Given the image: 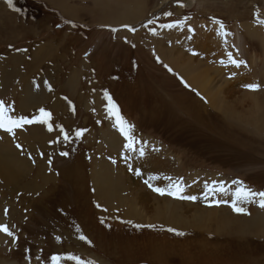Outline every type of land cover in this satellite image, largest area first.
<instances>
[{"label":"rangeland","instance_id":"obj_1","mask_svg":"<svg viewBox=\"0 0 264 264\" xmlns=\"http://www.w3.org/2000/svg\"><path fill=\"white\" fill-rule=\"evenodd\" d=\"M63 5L70 9L66 14L62 13ZM257 11L259 18L264 19V0H13V7L7 0H0V100L14 107V115L28 118L44 108L52 113L53 131L62 124L70 134L67 142L59 131L51 135L54 138L41 136L34 142L40 147L52 144L59 151L52 167L44 169L36 163L33 169L30 161L23 164L28 176L16 179V183L0 181V215L5 216L1 223H7L18 236L15 243L9 237L0 241V264H28L26 256L31 258V264H51L52 255L67 254L95 264H264V226L255 233L247 230L243 234L247 228H243L245 221L242 225L239 220L238 225L243 228L240 235L216 229V220L223 214L245 216L230 207L237 187L233 180L243 181L255 192L264 191V132L260 135L257 131L264 124V26L256 23ZM168 12L172 13L170 17L165 15ZM114 13H133L135 18L123 22L103 19ZM188 17L183 28L159 27ZM213 19L222 21L230 35L221 37ZM150 20L154 23L149 24ZM129 27L135 31H129ZM189 27L194 32H189ZM153 29L156 35L152 34ZM248 30L254 37L248 35ZM46 47L52 52L39 55L38 50ZM158 49L163 51L161 56ZM228 52L248 66L228 64ZM34 54L41 60L32 69L29 65ZM222 60L225 64L220 63ZM10 61L16 63L8 66ZM181 65L195 68L194 74L209 69L212 83L200 92L194 83H187ZM5 70L15 72L17 78L27 75L33 93L22 91L20 79L6 81ZM230 75L239 78L229 81ZM72 77L76 83L72 86L74 94H70L69 87L65 90ZM249 84L259 85V90L251 92L246 87ZM105 91L125 120L134 126L133 133L147 137L144 140L150 145L149 151L143 157L138 151L132 156V162L140 167H135L141 172L139 176H128L131 173L127 175L126 167L121 165L116 169L109 165L91 169L86 159L88 150L82 146L84 140L75 136L77 130H98L93 111H97L102 100L107 105ZM24 97L40 99L34 108L27 109L21 106ZM71 98H76L80 106ZM65 102L75 106L71 119ZM55 104L58 109L64 107L62 114L54 111ZM111 123H107L104 137L111 152H117L115 149L123 141L110 130ZM29 126H25V133L16 132L22 147L25 143L21 139H30L33 132ZM36 126L47 131L43 125H35V129ZM9 138L13 136L0 131V143L25 156L28 148L20 153ZM156 151L161 154L159 157ZM61 152L68 155L62 157ZM153 163L160 164L156 174L161 178L150 181L154 187L167 188L170 181L166 178L171 177L172 181H183V195L197 197L195 201H183L167 196L170 202L164 195L170 205L182 203L190 207L183 210V221H175L177 226L169 225L174 223L164 218L153 220L151 206L141 217L131 211V221L123 220L127 205L115 203L116 198L132 199L141 194V189L152 192L142 183L151 176L148 170ZM46 171L50 173L47 175ZM143 171L146 172L142 174ZM45 172L52 179L41 175ZM114 177L119 180L116 182ZM137 183L142 185L140 189ZM214 183H224L230 189L228 195L210 194L208 201H202L205 191L191 188ZM34 185L38 188L32 189ZM2 187L15 193L26 192L21 199L13 197L18 203L10 214L3 207L10 203H4ZM44 193H50L48 199ZM101 194L105 199L98 198ZM32 196L33 200L29 199ZM214 200L228 203L215 206ZM192 203L203 205L194 210ZM245 203L240 202L239 206L245 208L248 217L255 211L264 214L258 202ZM108 204L110 207L106 208ZM191 210L209 211L213 221L197 220ZM168 228L184 235L170 233ZM80 235L91 244L81 241ZM56 237H60L59 242Z\"/></svg>","mask_w":264,"mask_h":264},{"label":"bare ground","instance_id":"obj_2","mask_svg":"<svg viewBox=\"0 0 264 264\" xmlns=\"http://www.w3.org/2000/svg\"><path fill=\"white\" fill-rule=\"evenodd\" d=\"M59 2H61V0H58ZM69 1V0H68ZM97 3H99V2H97ZM105 3V2H104ZM62 4H65V3H63L62 2ZM94 4H96V3H94ZM100 4V3H99ZM98 5V4H97ZM113 9V8H112ZM61 10H62V13L63 14H66V12H68L70 9H67V7H66V5H63V7L61 8ZM102 18V17H101ZM133 18H135V16H134V14L133 13H130L129 15H127V16H125V15H122V14H116V13H114V14H112V15H107V17H103V19L104 20H113V21H116V22H123L124 20H131V19H133ZM247 28V27H246ZM245 28V29H246ZM248 29V28H247ZM246 29V30H247ZM251 30V29H250ZM256 31V30H255ZM257 32V31H256ZM248 35L249 36H252L253 35V32L251 33L249 30H248ZM256 36H258L257 34H256ZM253 37H254V35H253ZM252 38V37H251ZM263 40H264V38H263ZM260 42H262L261 40H260ZM261 44H264V43H261ZM162 48V47H161ZM165 50V49H164ZM44 52L45 53H49V52H52L51 51V49L50 48H48V47H46V48H41V49H39L38 50V54L39 55H44ZM36 53V52H35ZM157 54L159 55V56H161L162 54H163V51H162V49H158L157 50ZM164 54L165 55H167V54H169V50H166V51H164ZM38 55V56H39ZM35 56V54L33 55V63H31L30 65H29V67H31L32 69H34L36 66H37V64L38 63H40L39 61L41 60V57H34ZM51 62V61H50ZM13 63H16V62H12V61H10V64L8 65V66H10L11 64H13ZM195 64H196V62H195ZM14 66V65H13ZM182 66V65H181ZM203 66V65H202ZM2 68V67H1ZM6 68H8L7 67V65H6ZM201 68V67H200ZM11 69H12V67H11ZM195 68H192V67H190V68H185L184 66H182V70L184 71L183 72V74L185 75V77H186V75H187V83H190L191 84V86H193V83H194V85L195 86H193V87H196V88H198L199 89V91L200 92H203L204 90H206L207 88L206 87H209L210 86V84L212 83V81L210 80V78H209V76H208V74H209V72H208V70L209 69H206V70H204V68L202 69V70H198V73L197 74H194L193 73V70H194ZM2 71H3V69H2ZM30 71H31V69L28 71L29 72V74H30ZM8 72H11L13 75H12V79H10V74L11 73H7V71L5 70V73H4V75H3V78H5V80L7 81L8 80V82H14V80H16L17 81V79L19 80H21V82L23 83V85L21 86V88H22V91L24 92V93H28V94H32L33 92H32V90L30 89V87H29V79H28V76L27 75H19V78H17L18 77V75L15 73V72H13V71H9L8 70ZM51 83V82H50ZM24 84H25V87H23L24 86ZM51 85V84H50ZM76 86V83H75V81H74V77H72V79L71 80H69V82L66 84V91L68 90V87L70 88L69 89V91H70V94H74V90L72 89V86ZM214 89H216V87L214 88ZM31 92V93H30ZM73 92V93H72ZM264 93V92H263ZM44 94V93H43ZM44 96V95H43ZM208 96V95H207ZM42 97V96H41ZM50 97V96H49ZM258 97V96H257ZM213 98V97H212ZM37 99L39 100L40 98H38L37 97ZM37 99H35V98H32V97H30V98H28L27 100L25 99V97L22 99V103H21V106L22 107H25V106H27L26 108L27 109H29V108H34L35 107V105H36V102H37ZM68 99V98H67ZM215 99V98H214ZM254 99H256L255 97H254ZM51 100V99H50ZM210 100V99H209ZM41 101V100H40ZM211 101V100H210ZM42 102V101H41ZM64 102V101H63ZM212 102H213V100H212ZM211 103V102H210ZM254 103V102H253ZM252 103V104H253ZM53 104V103H52ZM214 104V103H213ZM231 104V103H230ZM52 106V105H51ZM65 108H67V106H66V104H65ZM53 109H54V111L56 112V111H58L59 110V112L61 113L63 110H61V109H58L57 108V104H55V106L53 107ZM68 109V108H67ZM242 109V108H241ZM65 110V109H64ZM55 114V113H54ZM62 114V113H61ZM55 116V115H54ZM60 120V119H59ZM250 124L251 125H253V122H250ZM62 125V124H61ZM255 125H256V121H255ZM259 125H260V123H259ZM29 128L30 129H32L33 130V132H32V134H31V137H30V139H28V138H26V137H23L21 140L23 141V143H25V146L28 148V152L30 153L31 152V154H33L35 151V145H33L34 144V142L35 141H37V140H41L42 138H41V136H43V137H46V138H52L53 136H51L52 134L54 135V132H57L56 130L54 131V132H51V133H49V132H47V131H45L44 132V130H43V128L42 127H40V126H36V129H35V125H31V126H29ZM257 131H258V134H260L261 135V133L262 132H264V124H261L259 127H258V129H257ZM54 138V137H53ZM33 142V143H32ZM61 144V143H60ZM155 153H157V157H159L161 154H159V152H155ZM35 154V153H34ZM32 157V156H31ZM159 159V158H158ZM30 161H28L27 159H26V155L25 156H21L19 153H16L14 150H12V148L9 146V145H6V144H4V143H0V181L2 182V183H4V182H8V181H15V183H16V179H20V177H23V176H28L29 175V173H28V171H26L27 169H25V166L23 165V164H27V163H29ZM44 162H42V166H44V164H43ZM152 163V162H151ZM30 165V164H29ZM158 165H160V164H158V163H153L152 165H151V167L150 168H152V169H150L149 168V175H151V176H157V177H159L156 173H157V170H158ZM29 168V167H28ZM42 168H44L45 169V167H42ZM166 168H168V166L165 164V166H164V169H166ZM32 170V169H31ZM147 171V170H146ZM145 171V172H146ZM144 171H143V173L142 174H144L145 173ZM165 172H166V170H165ZM43 177H45V178H48V179H52V177L49 175V176H46L45 174L43 175V174H41ZM36 177V176H35ZM160 178V177H159ZM161 179V178H160ZM46 180V179H45ZM164 181V180H163ZM162 181V182H163ZM18 182V181H17ZM164 183H168L167 181L165 182L164 181ZM18 184V183H17ZM138 184V186H139V189H140V187L142 186V185H144L145 186V182L144 183H142V185L140 184V183H137ZM206 185V184H205ZM205 185L203 186V185H195V186H193V187H191V188H194V190L195 191H200V190H204L205 191V193H206V188H205ZM166 186H168V185H166ZM162 187V186H161ZM13 188V187H12ZM36 188H38V186L37 185H34L33 187H32V189H36ZM145 188V187H144ZM166 188V187H165ZM190 188V189H191ZM5 189V188H4ZM11 190V189H10ZM145 190H146V188H145ZM144 190H142L141 189V194H138L137 196H133V198L132 199H129V198H123V199H121V198H116V200H115V203L116 204H119V205H127V209H126V217L125 218H123L122 217V219L123 220H125V219H128V221H131L130 219H131V217H130V214H131V211L134 213V214H137V216L138 217H141L142 216V214H143V212H144V210L146 209V208H149V206H151L150 208L153 210V211H151V212H153L154 214H155V217H153V220H157V219H160V218H164V219H167L168 221H172L174 224H171V222H170V224L169 225H175V226H177L176 225V223H175V221H179V222H181V221H183L182 220V212H185V211H183V210H185V209H188V208H190V207H188V205H187V202H186V205L187 206H185V204H184V206L182 205V203L181 204H176L175 202L176 201H174V203L176 204V205H170V203H169V201L171 200V198L170 197H167L168 195H165L167 198H169V201H167L166 199H164L163 197H165V196H161V195H159L158 193H156V192H151V191H149V192H145ZM186 193V192H185ZM192 195V194H191ZM231 196V195H230ZM232 197V196H231ZM98 198H100V199H105V195L104 194H101V195H99L98 196ZM115 198V197H114ZM173 198V197H172ZM174 199V198H173ZM175 200V199H174ZM173 201V200H172ZM180 201V200H179ZM184 201V200H183ZM182 201V202H183ZM202 201H205L204 200V198H202ZM171 202V201H170ZM231 202V201H230ZM229 202V203H230ZM136 203V204H135ZM173 203V204H174ZM178 203V202H177ZM197 203V202H196ZM203 203V202H202ZM243 204H247V203H245V202H242ZM165 204H166V206H165ZM193 205H194V210H195V208L197 209V207H200L201 205H203V204H194V203H192ZM189 205H190V203H189ZM191 206V205H190ZM196 206V207H195ZM107 207H110V204H108L107 206H106V208ZM167 207H172V209L171 210H169V208H167ZM193 207V206H192ZM149 210V209H148ZM194 210H191V211H193L194 212ZM205 210V209H204ZM200 211V210H199ZM211 211H213L214 213L216 212V210H213V209H211ZM223 211V210H222ZM0 212H1V204H0ZM212 212V213H213ZM228 212V211H227ZM194 213H196V215H195V218L197 219V220H199V219H201V220H207L206 222H210L211 220L213 221V219H212V214H210V212L209 211H202V212H194ZM237 214V213H236ZM242 216V215H241ZM240 215H238L236 218H235V216L234 215H232L231 213H229V215L226 213V214H223V215H221L220 217H219V219H217L216 220V229H220V231H228V233L229 234H233V235H240V230H242L244 227L245 228H247V229H245V230H242V232H243V234L245 233V231H249V232H247V233H255V231H259V230H261L262 229V226H264V214H262V213H258L257 211H255V212H253V214H250L249 215V217H248V214L246 215L245 214V216H242L241 217ZM5 219V216L4 215H0V223L1 222H3V220ZM200 220V221H201ZM239 220H240V223H242V225H244L245 224V226H243V228L242 227H239V225H238V223H239ZM140 221V220H139ZM243 221H245L244 222V224H243ZM141 222V221H140ZM155 222V221H154ZM178 224V223H177ZM182 224V223H181ZM184 224V223H183ZM209 224V223H208ZM213 224V223H212ZM227 226V227H226ZM201 227V226H200ZM208 227H211V226H208ZM214 227H215V225H214ZM229 227V228H228ZM241 232V233H242ZM257 233V232H256ZM246 234V233H245ZM263 234V233H262ZM256 235V234H255ZM2 240V235L0 234V241Z\"/></svg>","mask_w":264,"mask_h":264},{"label":"snow or ice","instance_id":"obj_3","mask_svg":"<svg viewBox=\"0 0 264 264\" xmlns=\"http://www.w3.org/2000/svg\"><path fill=\"white\" fill-rule=\"evenodd\" d=\"M7 3L9 7H13V0H7ZM183 6V5H181ZM15 10V9H14ZM166 16H171L172 13L168 12L165 13ZM256 23L260 26H264V19H260V13L257 11L256 12ZM190 19V17L185 18L184 20L176 21L173 23H168V24H161L159 25L160 28H167V29H173V28H183L184 24L186 23V20ZM149 24L154 23V21L150 20L148 21ZM213 23L219 25V35L221 37H227L230 35V33L226 32L225 26L222 21L213 19ZM75 27V25H73ZM127 27V26H126ZM147 27V25H145ZM129 31L134 32L135 29L129 27ZM111 31L116 32L117 29H111ZM189 32H194V29L191 27L188 28ZM152 34L156 35V31L153 29ZM190 38V37H189ZM225 43L227 41L225 40ZM26 51V50H25ZM159 61V58H157ZM221 64H225V61H220ZM227 63L232 64L235 67L239 68L241 65L244 67H247V63L243 60H237L233 57V54L231 52L227 53ZM171 71V69H169ZM183 83V81H182ZM187 87L188 85L185 84ZM250 91H257L259 90V85L257 84H249L246 86ZM49 91H51V87L49 86ZM104 99L107 101V113L109 118H114L115 122V127L118 129L120 134L123 136L124 140L126 143L124 144V148L128 152H137L139 153L140 157H143L145 155V150L144 146H140L137 148V144L139 143L135 136L132 134L134 130V126L129 124L125 118L121 115L120 110L116 103L113 101L112 97L109 95L108 92H104ZM71 106V105H70ZM73 112L75 111V108L72 107ZM14 107L11 105H6V103L3 100H0V131L6 132L13 137L16 136L17 130H24L25 126L27 125H43L47 128V131L49 133L53 132L54 126L52 122V113L50 111L45 110L44 108H40L39 114L34 115L31 118H28L23 115H14ZM56 128L59 130V134L63 136L64 141L69 140V133L65 131V128L61 125H56ZM83 135V130H77L75 132L76 138H80ZM53 143H57L58 141H52ZM17 147L20 148L21 146L17 144ZM156 150V149H154ZM61 156H67V152H61ZM127 159V157H126ZM49 164H51V160L48 161ZM135 174L137 176L141 175V172L139 170H136ZM159 179L157 176H149L148 179H146L144 182L145 184L148 185L149 188L152 189V191L158 193L161 196L168 195L176 199H183V200H191L195 201L197 199L196 196H185L183 195L184 192V187H183V181H172L171 177H167L170 181L169 186L167 188H162V187H154L150 181ZM232 184L237 185L235 190L232 192V202L230 204V207L232 210L238 214H247L245 208L240 207L239 203L240 202H248V203H253V202H258L259 207L264 209V191L260 192H255L252 189L248 188L247 186L244 185V182L241 180H233ZM206 188V193L204 195V200L208 201L209 200V195L211 194L212 196H215L217 193L223 194V195H228L230 189L225 186L224 183H220L218 186L214 183L213 185H205ZM258 198V200H257ZM215 206H219L221 203H228L227 201H222V200H214L213 201ZM99 207V205H97ZM5 215H7V209L5 210ZM103 223V220L101 221ZM137 228L144 227L143 225H135ZM148 227H153L152 225H149ZM79 232L80 230L77 229ZM168 232L174 233L177 236H183L184 233L177 231L174 228H168ZM0 233H3L6 237L11 238L12 242L15 243L18 240L17 234L9 227L7 223H0ZM57 241L59 242L60 237H56ZM79 239L81 241H85L86 243L91 244V241L87 239L84 235H80ZM27 251V250H26ZM26 259L28 260V264H31V258L29 256H26ZM39 259V257H37ZM62 261H72L74 264H95V261L92 260H83L81 259L80 256L78 255H73V254H67V255H52L51 256V264H61Z\"/></svg>","mask_w":264,"mask_h":264},{"label":"crops","instance_id":"obj_4","mask_svg":"<svg viewBox=\"0 0 264 264\" xmlns=\"http://www.w3.org/2000/svg\"><path fill=\"white\" fill-rule=\"evenodd\" d=\"M184 49H186V48H184ZM232 78H239V76L238 75H230L229 76V81H231ZM242 88L245 89L244 86H242ZM251 92H254V91H251ZM83 97H85V96H83ZM74 99L76 100V105L80 106V104L78 103L77 99L76 98H74ZM74 99L71 98V100L75 103ZM97 99L99 100V98H97ZM100 100H101V98H100ZM65 104L68 105L70 110H71V112L68 110V113H67L68 117H69V114H70L69 119H71V118H73L74 113L76 112V110L74 112L72 110V107H75V106L71 102H65ZM99 104H100V106L98 107L97 111H93V114L96 115V116H94L93 123L96 125L95 127L98 130L86 129V130L83 131V135L80 137V139L82 141L84 140V143L82 144V146L85 148V150H88V154H87V157H86L87 163L89 164V166H91L90 167L91 169L92 168L96 169L98 167H108V165L110 167H113L114 169H116L118 165H121L122 167H126V174L127 175H128V172L131 173V175H128V176H136L135 171L137 169H135V167L136 168H140V167L135 165L132 162V156L135 157L134 154H133L134 152H128V151L125 150L124 144L126 143V141L124 140L123 136L120 134L118 129L114 126L115 125L114 118H109L108 117L107 105L103 102V100L101 101V103L99 102ZM102 105H103V107H102ZM85 107H87V105ZM85 107L84 108L80 107V108H82V110L85 111L86 110ZM62 110H63L62 111V113H63L64 112V107L62 108ZM101 110H104L105 112H102ZM122 116L124 117L123 114H122ZM85 122H86V120H85ZM108 122L109 123L112 122L110 124V130L113 131L114 134H116L123 141L122 144L120 145V148L117 147L115 149V150H117V152H111L110 147H109V145H107L105 137H104V134H105L104 132L108 131V124H107ZM55 130L59 131L58 128L55 129ZM19 131L20 132H24V133L26 132L25 130H19ZM132 134L135 136V138L139 142L137 144V148H139L140 146H144L145 152H146L147 149L149 151L150 145H149L148 141L144 140V138H147V137L144 136V135H142L140 137V136H137L135 133H132ZM16 136H17V134H16ZM16 136L13 137V138H9V139L12 141L14 149L18 150L20 153H23V150L26 149V146L22 147L17 142ZM69 136H70V134H69ZM17 144H19L21 147L18 148ZM35 146H36V148H37V146L40 147L39 145H35ZM58 152L59 151L52 144L48 145V147L46 145L45 146L42 145L40 147V149L37 148V150L34 152L35 154L34 153L31 154V152L30 153L26 152V159L31 161L30 164L32 166L31 168H33V169L36 168V166H35L36 163H41L42 164V162H44L43 163L44 164L43 167H47L49 169V167L53 166V162L55 160L54 157L55 156H57V157L59 156ZM79 152H81V150H79ZM36 154H37V157H36ZM62 157H65V156H62ZM126 157H127V159H126ZM49 160H51V164H49V162H48ZM127 169H129V170L127 171ZM46 172H45V175H46ZM49 173L50 172H47V175ZM90 174L93 175L92 172H90ZM93 177L96 178V176H93ZM29 178H30V181H31L33 176H30ZM114 178H115L116 182L119 180V178H117V177H114ZM1 191H2V197L4 198V203H10V204H8L6 206H3L5 208L9 209L8 214H10V209L11 210L14 209V206H17L16 203H18L17 200H13V197L15 196V198L17 197V199H21L22 198V193H26L25 191H20V193L18 191V192L15 193V191L10 190V189H6V188L4 189L3 187L1 189ZM29 194L30 193H27V195H29ZM44 194L46 195L45 197H47V199H48V197L50 196V193H44ZM33 198H34V196L29 197V199H31V200H33ZM12 201H14L13 202L14 204L11 203ZM96 203H97V205L100 206L98 198H96ZM6 240H7V237L2 235V240L1 241L3 242V241H6Z\"/></svg>","mask_w":264,"mask_h":264}]
</instances>
